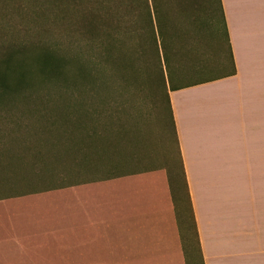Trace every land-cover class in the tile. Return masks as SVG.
<instances>
[{"label":"crops","instance_id":"obj_1","mask_svg":"<svg viewBox=\"0 0 264 264\" xmlns=\"http://www.w3.org/2000/svg\"><path fill=\"white\" fill-rule=\"evenodd\" d=\"M220 3L228 70L168 97L204 264H264V0L259 12L254 0ZM168 188L154 170L0 201V261L32 245L87 251L108 234L122 237L117 259L162 260L168 246L180 256Z\"/></svg>","mask_w":264,"mask_h":264},{"label":"trees","instance_id":"obj_2","mask_svg":"<svg viewBox=\"0 0 264 264\" xmlns=\"http://www.w3.org/2000/svg\"><path fill=\"white\" fill-rule=\"evenodd\" d=\"M13 1L0 0V15L10 19V17L18 14L19 6L13 5ZM28 1L25 0V2ZM194 1L67 0L74 14L72 33H74V36L76 34L80 38L74 43L86 50H97L98 52L95 51L97 53L96 62L99 63L100 69L96 62L91 63L88 59L83 58V56L81 58L77 53L74 56L71 55L72 59H67L66 55L60 53L54 44L44 43L43 39L31 42V44H16L8 41L0 42V106H13L15 105V99L20 97L18 100L22 102L24 108H33L26 111L27 113L40 109L38 107L55 105L56 108H59V111L69 110L67 115L70 118L72 115L76 116L73 122L70 123V139L73 146L68 150L66 147L60 153L56 163L47 164L40 159L41 163L38 166L41 168V171L28 173L20 170L19 175L16 173L17 166L13 163L11 164L12 168L8 164L5 167H1L0 201L45 193L52 190L67 189L76 185L106 182L147 171L159 170L151 169L130 173L119 172L118 168L120 169L122 165L117 167L115 165L122 163L124 157L122 155H115V153L119 151L120 142H123L126 134H121L122 131L114 132L113 137H115L107 144L94 127V124L86 125L82 123L78 118V112L70 109L71 106L68 103L64 106L61 105V102L56 101V99H61L60 97L67 93L71 95L75 94L80 99H84L88 95L95 93L93 91L94 83L96 84L97 81L95 76L102 77L104 76L102 73L108 70L111 74L121 75L126 80L124 84L125 89L130 87V84H133L129 83L128 80L135 79V76L144 77L146 84L157 88L156 92L160 93L162 100L167 105L178 156V165L177 168L175 167L174 172L179 178L178 181L173 171L171 173L167 172V181L174 210L175 200L179 199V202L182 201L186 206V211L183 212L184 224L187 232L191 233L194 242V249L191 250V254L192 256H196L195 258L197 259V261L193 259V263L204 264L168 97L169 90H177L188 84L181 82L183 77L180 79L176 76L175 62L178 61L180 55L175 57V52L179 51L182 46L175 50L171 47V43L180 44L182 41L181 17L187 13L192 14V20H195L196 24H201L197 28L198 31L200 29L204 30L203 27L206 25L201 21L197 22L196 13L202 8L203 4L199 0ZM165 4L169 5V10L173 15L169 32L164 28L163 16H161L162 7ZM219 5L223 19L220 0ZM153 18L155 19L157 36H155L153 30ZM209 25L210 23L207 26ZM225 33L227 38L226 28ZM122 51L125 52L123 53ZM71 64L74 67L73 69H69L68 67ZM101 65H104V68H107V70L101 68ZM36 76L44 82L51 83L56 88L55 92L51 95L56 99L46 100L43 97H33V94L30 95L31 92L29 93V91L36 87L34 82ZM60 89L63 90V94L57 97L55 93ZM25 92L28 94H25ZM6 98L8 102H4ZM72 111L74 112L73 114ZM101 112H94L93 115L88 111V114H85V116H100L101 118L104 115ZM63 120V124L59 123L61 127H65L67 124L64 117ZM92 120L96 121L95 118H92ZM55 125L50 124L51 127ZM137 126L136 124L134 127ZM123 127V125L118 123L114 129L118 130ZM101 141L105 144H102ZM137 157L138 159L135 162L145 158L141 155ZM131 161L129 160L128 162L133 163ZM48 167L52 169L48 171ZM55 167H59L58 169L62 170L63 175L65 173L63 178L67 177L66 180L61 181L56 178L55 180H50V177L47 180L48 175L55 176L58 173L54 174L53 170H56ZM113 167H115L114 171ZM5 169H7V172L6 175H3V170ZM18 178L21 181L28 179L29 182L22 185L19 183V186L14 188ZM47 181L55 186L42 188V186L47 184ZM30 185L31 187H27ZM180 188L183 199L178 196ZM103 238L104 244L102 246L88 245L89 250L87 251H85V244L80 246V250L78 249L79 246L70 250V246L67 243L61 244V250H50L55 245H35L38 250H32L34 248L33 245L30 247L26 246L24 251L16 255L20 259L14 260L12 263L81 264L80 262H88L87 264H102L114 261V264H117V256L123 257L122 251H125L122 237L108 234ZM41 247L48 248L50 251L42 250L40 249ZM123 259L126 260V258ZM6 262L0 261V264Z\"/></svg>","mask_w":264,"mask_h":264},{"label":"rangeland","instance_id":"obj_3","mask_svg":"<svg viewBox=\"0 0 264 264\" xmlns=\"http://www.w3.org/2000/svg\"><path fill=\"white\" fill-rule=\"evenodd\" d=\"M199 1L203 4V9L198 10L196 18L197 22L201 21L206 24L203 27L204 30L200 29L198 31L197 28L201 24H196L195 20H192V14H184L181 17L182 41L180 44L171 43L173 50L182 46L179 51L175 52V57L180 55L178 61L175 62V69L177 71L176 76L180 79L183 77V80H181L183 83L195 80L197 76H203V78L213 77L222 74L229 68L228 44L221 9H219V0ZM254 1L256 3L260 2V0ZM192 2L195 1L192 0ZM12 3L19 6V12L10 19L0 15V42L31 44V42L43 39L44 43L54 44L60 53L66 55L67 59H72L71 55L74 56L77 53L81 58L83 56L91 63L96 62L97 53L95 51L97 50H86L74 43L80 38L72 33L74 14L67 0H29L28 2L14 0ZM257 4L259 12V3ZM2 13L4 14V12ZM161 16H163L164 28L169 32L173 15L168 4L162 7ZM209 23L210 25L207 26ZM152 25L155 36H157L154 18L152 19ZM97 65L99 66V63ZM68 67L69 69L74 68L72 64ZM101 68H104V65H101ZM104 69L107 70V68ZM102 74L104 75L102 77L95 76L97 78L96 84L94 83L93 86L95 93L84 99L70 93L60 97L61 99H56L51 96L56 88L37 76L34 81L36 87L29 93L31 92L30 95L33 94V97H43L46 100L56 99L64 106L68 103L71 106L70 109L78 112V118L82 123L86 125L94 124V127L107 144L115 137H113L114 132L122 131L121 134H126L123 142H120L119 151L115 153V155L124 157L122 163L115 165V167L122 165L120 169L118 168L119 172L130 173L159 169V171L165 173L167 179V172L171 173L173 171L179 181L178 175L174 172L178 165V156L170 115L166 102L164 103L160 93L156 92L157 88L146 84L144 77L135 76V79L128 80L129 83L133 84L125 89L126 80L121 75L111 74L109 70ZM62 91L60 89L57 92L58 94L55 93L56 96H61ZM25 94L28 93L25 92ZM19 98L15 99V105L13 106H0V177L2 176L1 167L8 164L12 168V163L17 166L16 173L18 175L22 170L28 173L41 171L38 166L41 160L47 164L56 163L60 153L66 147L68 150L73 146L70 139V123L73 122L76 116L72 115L70 118L67 115L69 110L59 111V108H56L55 105L38 107L40 109L27 113L26 111L33 108H24L22 102L18 100ZM4 102H8L7 98L4 99ZM88 111L90 113L102 111L101 113H104V115L101 118L100 116H91L96 119V122L91 117L85 116ZM74 112L72 111V114ZM62 116L67 121L65 127L59 126V123L63 124L64 122ZM118 123L124 127L116 130L114 128ZM50 124L56 125L51 127ZM136 124L138 126L134 127ZM101 143L105 144L103 141ZM139 155L145 158L135 162ZM129 160H132L133 163L128 162ZM115 167L112 168L113 171ZM58 168L55 167L56 170H53L54 174L58 172V175H48L47 180H49V177L50 180H55V178L61 181L66 180L67 177L63 178L65 173L63 175L62 170ZM51 169L48 167V171ZM6 172L7 169L3 170V175H6ZM26 182H29L28 179L21 181L18 178L14 188L18 187L19 183L22 185ZM46 186L55 185H51L47 181V184L42 188ZM27 187H31V185ZM178 196L183 199L181 188L178 191ZM184 211H186L185 204L182 201L179 202V199L175 200L173 217L179 234L180 256L173 251L169 252L168 246L165 253L166 258L153 260L157 262L156 264H194L193 259L197 261L196 256L191 254V250L194 249V242L191 233L187 232L184 224ZM185 215L187 216V214ZM165 219H167V214ZM162 248L166 249V245L162 244ZM153 261L119 258L116 262L117 264H154ZM250 261L248 264L258 263L256 259ZM80 263L87 264L88 262ZM102 264H114V261Z\"/></svg>","mask_w":264,"mask_h":264}]
</instances>
